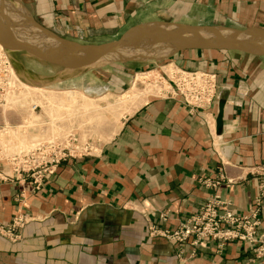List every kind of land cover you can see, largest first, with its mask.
Segmentation results:
<instances>
[{"label":"crops","instance_id":"obj_1","mask_svg":"<svg viewBox=\"0 0 264 264\" xmlns=\"http://www.w3.org/2000/svg\"><path fill=\"white\" fill-rule=\"evenodd\" d=\"M18 1L39 24L79 43L110 41L148 21L264 30V0ZM166 60L214 73L211 104L190 110L172 91L151 96L92 155L62 161L39 190L0 181V223L31 217L15 239L0 235V264H264L250 261L241 242L194 252L186 242L179 252L151 231L177 226L215 196L237 213L254 206L264 166V55L188 49ZM46 65L57 72L40 73V84L87 98L118 93L132 76L123 62L78 71ZM6 119L0 112V127L12 126ZM258 216L264 234V196Z\"/></svg>","mask_w":264,"mask_h":264},{"label":"rangeland","instance_id":"obj_2","mask_svg":"<svg viewBox=\"0 0 264 264\" xmlns=\"http://www.w3.org/2000/svg\"><path fill=\"white\" fill-rule=\"evenodd\" d=\"M2 2L4 3H1L0 7L10 5L7 0ZM23 30L25 27L21 29ZM21 35L26 38V34ZM1 46L6 57L4 66L8 71L9 87L0 102V112L6 117H11V120H5L6 124L15 126L14 131L9 135L10 143L7 151L27 149L35 143L46 142L54 136L63 139L71 135L75 145H87L91 153L86 156L92 155L101 144L115 134L123 119L146 99L168 92L165 74L169 75L176 70L166 58L159 61L149 59L125 62L123 66L131 70L132 76L123 90L115 94L87 98L77 92L56 91L53 85H49L52 87L50 88L40 84L43 79L39 77L40 73L52 74L54 71L57 72V69L47 66L28 53L11 51L9 47L6 48L2 44ZM165 64L170 65L164 67ZM1 65L3 66L2 62L0 68ZM136 76L141 82L135 84L133 91L135 95L126 99L124 91L128 90ZM23 83L45 87L41 90H33ZM62 85L64 84L61 83L56 87ZM5 141L6 139H2L0 143L4 145ZM80 157L77 155V158ZM0 170L7 171L3 167H0Z\"/></svg>","mask_w":264,"mask_h":264},{"label":"built area","instance_id":"obj_3","mask_svg":"<svg viewBox=\"0 0 264 264\" xmlns=\"http://www.w3.org/2000/svg\"><path fill=\"white\" fill-rule=\"evenodd\" d=\"M5 56L0 48V101L9 87L8 71L5 68ZM170 93L179 96L190 110L205 109L215 96L217 78L214 73L203 70H184L176 68L169 75L165 74ZM15 126L0 127V181H28L34 190H39L43 184L57 171L59 164L68 158H77L90 154L87 145H75L73 136L61 139L54 136L42 143H35L27 149L9 150V135ZM2 137V138H1ZM6 146V147H5ZM7 151V154H5ZM258 192L254 198L252 208L246 213L232 211L227 202L217 196L209 198L194 214L177 226L158 230L151 227L152 232H158L172 241L180 252L181 245L189 242L191 252L197 247H205L210 242H217L218 247L229 242H241L244 249L252 253L249 259L257 262L264 258V234L258 230L259 206L264 196V166L259 173ZM165 219L164 216H162ZM31 219L26 213H18L12 220L0 223V235L13 240L17 237V230Z\"/></svg>","mask_w":264,"mask_h":264},{"label":"water","instance_id":"obj_4","mask_svg":"<svg viewBox=\"0 0 264 264\" xmlns=\"http://www.w3.org/2000/svg\"><path fill=\"white\" fill-rule=\"evenodd\" d=\"M1 3L4 2L0 6ZM21 34H26V38ZM0 43L11 51H23L46 63L78 71L96 64L159 61L188 49L237 50L264 55V30L148 21L129 26L110 41L79 43L42 26L18 0H12L9 6L0 7Z\"/></svg>","mask_w":264,"mask_h":264},{"label":"bare ground","instance_id":"obj_5","mask_svg":"<svg viewBox=\"0 0 264 264\" xmlns=\"http://www.w3.org/2000/svg\"><path fill=\"white\" fill-rule=\"evenodd\" d=\"M40 39H41V41L44 43V44H47V40L45 39V38H41L40 37ZM39 39V40H40ZM0 47L2 48V46H1V44H0ZM15 74V73H14ZM137 76H138V74H137ZM135 77L134 78V80H133V82H132V85L129 87V89L127 90V91H125L124 93L126 94V99H129V98H131L132 96H134L135 94H134V89H135V84H136V82H141V80L138 78V77ZM26 87H28V88H31V89H33V90H41V89H44V87L45 86H43V87H41V86H39V85H33V86H29L28 84H25V83H23ZM66 92H69V91H66Z\"/></svg>","mask_w":264,"mask_h":264}]
</instances>
